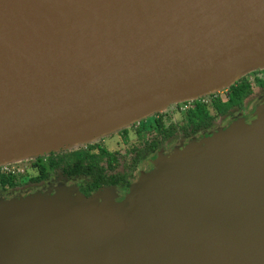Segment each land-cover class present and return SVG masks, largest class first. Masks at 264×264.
<instances>
[{"label": "water", "instance_id": "1", "mask_svg": "<svg viewBox=\"0 0 264 264\" xmlns=\"http://www.w3.org/2000/svg\"><path fill=\"white\" fill-rule=\"evenodd\" d=\"M263 67L264 0H0V164L91 143ZM255 119L208 161L174 151L149 165L128 214L0 203V264H264Z\"/></svg>", "mask_w": 264, "mask_h": 264}, {"label": "flooded vegetation", "instance_id": "2", "mask_svg": "<svg viewBox=\"0 0 264 264\" xmlns=\"http://www.w3.org/2000/svg\"><path fill=\"white\" fill-rule=\"evenodd\" d=\"M247 78L250 79V76ZM258 91L264 95V85H252L250 91H247L242 98L239 99H231L229 87L223 90L224 95L216 92L209 93L205 101H209L210 107L212 108L211 112L208 106L201 103L204 102V99H201V102L198 98L195 99L196 101H189L188 105L190 108L201 105L207 111V114L211 116V120H205L207 122L206 124L194 130L186 128L184 131L180 129L183 124L184 116L177 122L168 112H162L153 117V127L156 129V132L153 133L154 135L150 132V128L143 127V122H137L132 125V127L124 128L119 133H115L113 135L117 137L115 142L121 141L122 144L125 142L129 143L122 151L119 148H108L113 141V137L111 136L104 138L102 143L93 142L92 144L84 145L81 148L82 152L84 151L87 154L84 158L90 160L92 164H95L98 169H100L98 171V178L102 176V179L100 181L98 180L99 183L96 185L90 174L80 173L70 175L59 169L49 168L46 163L47 156L37 155L30 158L28 162H24V174L20 178L16 179L14 174L10 173L12 175L11 177H13L12 184H2L0 180V194L6 193L5 195L11 194L15 196L16 192L31 189L42 192L50 191L52 193L56 187L59 189L68 187L74 194L80 193L84 196H91L101 189L115 190L117 192H122V194L123 192L127 193L137 181V178L134 177L135 171L133 172L132 168H135V170L139 168V172L146 171L150 156L159 149L164 150L166 144L171 140L189 137L200 131H210L220 127L222 120L230 115V112L236 111V113L239 114L240 105L242 103H245V105L249 103L253 104L252 102L255 101L254 97ZM217 100L224 103L223 109L220 112L216 111L214 108L213 103ZM187 111L188 110L185 112L187 113ZM168 115L172 119L174 131L166 137V130H160L157 119L159 117L164 119ZM71 156L73 155L71 154ZM39 165H43L44 170H39ZM16 167L13 168L16 169ZM148 167L150 168V166Z\"/></svg>", "mask_w": 264, "mask_h": 264}, {"label": "rangeland", "instance_id": "3", "mask_svg": "<svg viewBox=\"0 0 264 264\" xmlns=\"http://www.w3.org/2000/svg\"><path fill=\"white\" fill-rule=\"evenodd\" d=\"M226 88V86H225ZM225 88H220L217 91H214L213 93H218L221 95L223 94V90ZM200 101L201 99H204V102H201L208 106L209 111L211 112V107L209 101L206 102L205 100L208 98V94L201 95L199 97H196L194 99H184V100H178V101H173L171 103L163 104L157 111L151 112L145 116H142L141 118H138L137 120L125 124L124 127L118 128L110 133H107V135H104L100 138L92 140V142L96 143H102L104 138L106 137H113V141L110 144V148H119L121 151L126 148V146L129 143H124L122 144L121 141L115 142L117 140L116 136H113L115 133H119L122 131V129L127 128V127H132V125L136 124L137 122H143V127L150 128V132L152 134L156 132L155 127H153V117L157 114H160L162 112H168L172 117L174 118L175 121H180L181 118L184 116L186 113L185 111L188 110L190 107L187 102L194 101L197 99ZM225 98V97H221ZM255 101H253V104H248L245 105V103H242L240 105V110L239 114L234 112H230V115L226 116L221 124L220 127L214 128L210 131H200L195 134L190 135L189 137L181 138V139H174L171 140L168 144H166V147L164 150L159 149L157 152L152 154L150 158L148 159L149 161L147 162V167L149 165H153V168L156 166V168H159V165L162 164L163 158H167L168 155L176 151L177 153H183L184 155L188 156L191 158L190 162L193 165H197V163L200 160H210L212 157H215L217 154L221 153L223 149L227 148L228 144H233V142L236 140L238 136L243 134L246 130H248L253 124V122L257 121L258 119H255L252 121L255 116L260 117V114H264V95L260 93L259 91L254 97ZM196 101V100H195ZM186 105V107H185ZM167 113V114H168ZM235 114V115H234ZM252 119V120H251ZM227 135L225 139L226 144H223V141L221 140V135L220 134ZM154 135V134H153ZM235 139V140H234ZM107 140V139H106ZM87 144V143H82V145ZM201 147H209L207 151H204L205 153H201L200 156L197 158V154L200 150ZM264 148V145H263ZM262 156L257 159L256 161L253 162L256 167H254L256 172L262 173L264 176V151H262ZM32 158V157H31ZM30 158L22 160L20 162H13V163H1L0 168L2 167H16L13 168V174L16 179L20 178L24 174V162H28ZM158 164V165H157ZM151 165V168H152ZM27 166V165H26ZM146 171H138L133 169L134 177L137 179H144L145 176L149 177L153 171L151 168H147ZM253 171H250L252 173ZM139 173V174H138ZM174 173V170L171 171V174ZM138 181V180H137ZM62 188V187H61ZM6 194V193H5ZM3 193L0 194V203H16L15 201L18 199H22L18 205H20L19 209H22L27 206H22V205H37L35 203H32L31 201H36L34 197L38 198H43V199H52L50 202V205L52 203L57 206L59 202L57 200H60V197L63 198V203L64 205H60V208H57L53 213H48L46 214H32L31 212L27 213H22V215H38L41 217H51V214H63L64 218L68 219H73L75 217H78L83 214H93V217L95 218L94 214H128L131 212V209L128 208V204L130 205L129 201L131 200L128 196V194H131V191L129 190L127 193L123 192H117L115 190H110V189H101L100 191L98 190L94 195L92 196H79L74 194L72 190L68 187H64L62 189L55 188L52 193L50 191H36L35 189L31 190H26V191H20L16 192L15 196L14 195H5ZM118 206L119 208H116ZM140 206V203H139ZM18 209V210H19ZM108 210V211H107ZM118 210V211H117ZM112 211V212H110ZM16 212H18L16 210ZM115 212V213H114ZM17 214V213H14ZM21 215V214H20ZM98 216V215H97ZM54 217V216H53ZM16 225H18L16 223ZM17 229V227H16Z\"/></svg>", "mask_w": 264, "mask_h": 264}, {"label": "trees", "instance_id": "4", "mask_svg": "<svg viewBox=\"0 0 264 264\" xmlns=\"http://www.w3.org/2000/svg\"><path fill=\"white\" fill-rule=\"evenodd\" d=\"M250 76V79L247 78ZM252 85H264V67L259 69L250 70L241 76H239L232 84L228 87L231 93V99H239L247 92L250 91ZM214 108L216 111H221L223 109L224 103L214 101ZM205 120H211V116L207 114V111L201 105L191 107L188 109L187 113L184 115L183 124L180 127L182 130L189 128L191 130L197 129L199 126L206 124ZM158 126L161 131L166 130L165 136H169L173 133L174 129L172 127V119L169 117H159L157 119ZM168 125V126H167ZM164 126V127H162ZM87 143V144H92ZM84 144V145H87ZM84 145H77L74 147H68L63 149H58L54 151L46 152L42 155L47 156V165L49 168L59 169L66 174L75 175V174H90L92 179L95 182V185L99 183L102 179V176H99L98 167L95 164H92L90 160L84 158L86 153L81 148ZM71 154L73 156H71ZM39 170H44L43 165H39ZM12 175L6 172H0V180L2 184L9 183L12 184L13 177ZM41 177V176H40ZM38 178V177H37ZM99 180V181H98ZM93 182V183H94Z\"/></svg>", "mask_w": 264, "mask_h": 264}, {"label": "bare ground", "instance_id": "5", "mask_svg": "<svg viewBox=\"0 0 264 264\" xmlns=\"http://www.w3.org/2000/svg\"><path fill=\"white\" fill-rule=\"evenodd\" d=\"M31 154H24V155H16L13 157L8 158V162L12 163V162H20L22 160H24L26 157L30 156Z\"/></svg>", "mask_w": 264, "mask_h": 264}, {"label": "built area", "instance_id": "6", "mask_svg": "<svg viewBox=\"0 0 264 264\" xmlns=\"http://www.w3.org/2000/svg\"><path fill=\"white\" fill-rule=\"evenodd\" d=\"M188 103V102H187ZM185 107H186V105H185ZM0 172H6V173H13V167H11V166H8V167H2V168H0Z\"/></svg>", "mask_w": 264, "mask_h": 264}]
</instances>
